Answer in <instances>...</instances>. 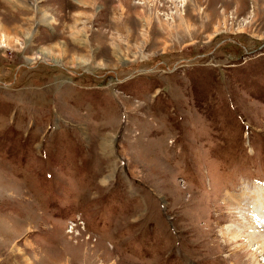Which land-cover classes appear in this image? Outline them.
Here are the masks:
<instances>
[{
    "label": "rangeland",
    "instance_id": "1",
    "mask_svg": "<svg viewBox=\"0 0 264 264\" xmlns=\"http://www.w3.org/2000/svg\"><path fill=\"white\" fill-rule=\"evenodd\" d=\"M234 212L264 227V0H0V264H245Z\"/></svg>",
    "mask_w": 264,
    "mask_h": 264
},
{
    "label": "bare ground",
    "instance_id": "2",
    "mask_svg": "<svg viewBox=\"0 0 264 264\" xmlns=\"http://www.w3.org/2000/svg\"><path fill=\"white\" fill-rule=\"evenodd\" d=\"M230 204L231 201L227 200ZM234 208V206H233ZM232 208V209H233ZM237 214L239 216H237ZM252 216V215H251ZM250 215L246 216L245 214L240 215L239 212L233 213V220H231V226L228 228L227 234L230 237V240L227 242L230 243L231 241L237 245L235 246L237 252L247 251L249 248L253 252L246 258L245 264H263L264 263V227L260 224L253 221ZM253 221V222H252ZM240 238H244L246 243L238 244V240ZM254 247V248H253ZM255 252V253H254ZM263 258V261L259 260V255Z\"/></svg>",
    "mask_w": 264,
    "mask_h": 264
}]
</instances>
